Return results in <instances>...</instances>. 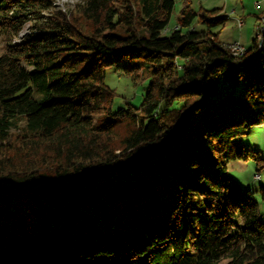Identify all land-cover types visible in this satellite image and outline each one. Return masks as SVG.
<instances>
[{
  "label": "trees",
  "instance_id": "16d2710c",
  "mask_svg": "<svg viewBox=\"0 0 264 264\" xmlns=\"http://www.w3.org/2000/svg\"><path fill=\"white\" fill-rule=\"evenodd\" d=\"M173 4L0 0V264H264V185L227 173L263 164L235 139L264 126V39L233 55L191 0L164 34ZM107 67L138 106L111 111Z\"/></svg>",
  "mask_w": 264,
  "mask_h": 264
},
{
  "label": "rangeland",
  "instance_id": "374dc122",
  "mask_svg": "<svg viewBox=\"0 0 264 264\" xmlns=\"http://www.w3.org/2000/svg\"><path fill=\"white\" fill-rule=\"evenodd\" d=\"M76 0H55L58 8L62 11L71 10L75 5ZM250 4V5H247ZM241 6H248L254 9L251 5V0H191V7L194 10L200 8L212 10L219 9L220 15L227 16L228 19L221 26H215L211 30L217 34L218 39L224 42L239 41L244 45H250L253 37L255 36V28L253 27V16L250 15L252 10L244 12L245 19L242 27L237 26L238 16L241 15ZM63 7V8H61ZM181 7V0H174L173 9L168 19V23L163 30L165 34L169 29H172L179 16ZM256 13V12H255ZM195 27L199 24L194 23ZM26 30V26L22 31ZM21 34V33H20ZM2 45L0 44V52ZM105 83L115 90V97L111 105V111L114 112L120 107H126L125 102H129L133 106H138L146 91L147 81L141 83H133L127 76L121 74L113 67H107L105 70ZM108 115H96L95 118L98 122H102ZM22 121H19L21 124ZM237 144H243L245 147H250L258 150L260 157L263 159V164L258 167L255 160L242 161L234 159L227 164L228 175L243 189H250L252 191L258 190L260 185H264V126L256 125L251 129L235 139ZM259 173L260 178L255 179L254 173ZM255 199L258 205L259 217L264 220V202L260 199L258 194H255ZM227 258H222L217 264H225Z\"/></svg>",
  "mask_w": 264,
  "mask_h": 264
},
{
  "label": "crops",
  "instance_id": "0c3cea01",
  "mask_svg": "<svg viewBox=\"0 0 264 264\" xmlns=\"http://www.w3.org/2000/svg\"><path fill=\"white\" fill-rule=\"evenodd\" d=\"M247 5H250V4H247ZM251 5L254 9H249L248 6H241V15H239L238 17L241 18L243 20V24L242 26L244 25V19H245V16H244V12L248 11V10H252V11H248L250 12V15L253 16V27L255 28V26L257 25V23L259 22V19L264 17V0H251ZM256 12V13H255ZM221 11L218 12V14H220ZM226 16V15H225ZM228 18V17H227ZM248 17H246L247 19ZM245 19V20H246ZM238 20V19H237ZM241 26V27H242ZM222 41V40H221ZM224 42V41H222ZM234 42V41H233ZM239 42V41H238ZM225 43H231V42H225ZM241 43V42H239ZM242 44V43H241ZM245 48H248L250 47V45H244L242 44Z\"/></svg>",
  "mask_w": 264,
  "mask_h": 264
},
{
  "label": "built area",
  "instance_id": "2783aa9c",
  "mask_svg": "<svg viewBox=\"0 0 264 264\" xmlns=\"http://www.w3.org/2000/svg\"><path fill=\"white\" fill-rule=\"evenodd\" d=\"M242 24H243V20L238 19L237 26L241 27ZM255 38H256V41H260V46H261L263 39H264V23L262 24V26H255ZM227 48L233 55L242 54L246 50L245 47L238 41L227 43ZM253 176L255 179H259V173L257 172L254 173Z\"/></svg>",
  "mask_w": 264,
  "mask_h": 264
},
{
  "label": "bare ground",
  "instance_id": "6f19581e",
  "mask_svg": "<svg viewBox=\"0 0 264 264\" xmlns=\"http://www.w3.org/2000/svg\"><path fill=\"white\" fill-rule=\"evenodd\" d=\"M61 8H63V7H61ZM263 23H264V17H262V18L259 19V22L257 23L256 26H262ZM257 42H258V46L260 47V41H257ZM225 46H227V44ZM259 178H260V175H259Z\"/></svg>",
  "mask_w": 264,
  "mask_h": 264
}]
</instances>
